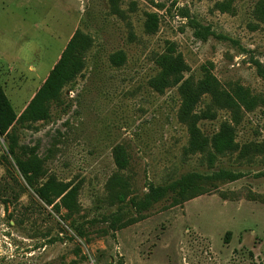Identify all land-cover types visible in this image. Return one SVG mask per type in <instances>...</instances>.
Segmentation results:
<instances>
[{"label": "rangeland", "instance_id": "obj_1", "mask_svg": "<svg viewBox=\"0 0 264 264\" xmlns=\"http://www.w3.org/2000/svg\"><path fill=\"white\" fill-rule=\"evenodd\" d=\"M263 3L0 0V85L17 115L77 30L92 41L50 119L17 127L26 159L41 168L32 189L4 158L0 137V264H264ZM148 16L157 20L154 34L145 31ZM171 46L186 64L183 80L210 75L221 92L241 87L254 98L253 109L237 111L202 96L193 114L203 151H191L179 117L182 82L162 92L154 86ZM228 130L230 149L216 153L212 138ZM221 173L237 179L213 181L215 190L174 207L163 200L136 223L126 205L184 175ZM121 176L132 191L124 205L111 206ZM48 178L78 186L73 221L38 198Z\"/></svg>", "mask_w": 264, "mask_h": 264}, {"label": "trees", "instance_id": "obj_2", "mask_svg": "<svg viewBox=\"0 0 264 264\" xmlns=\"http://www.w3.org/2000/svg\"><path fill=\"white\" fill-rule=\"evenodd\" d=\"M219 7L222 11H228L230 2L223 3ZM258 15L264 17V3ZM144 28L146 33L154 34L157 30L155 17L148 16ZM91 42V39L83 35L81 31L77 30L74 33L40 88L19 115L15 114L0 85V137L5 140L6 146L3 155L7 161L11 157L15 162L18 173L31 189L41 176L39 174L41 168L35 158L26 159L23 148L18 145L17 127L21 128L27 124L50 119L51 105L60 102L62 89L71 84L84 69V57L91 47ZM157 64L161 68V72L154 81L157 91L162 92L165 88L176 87L182 82L178 88L182 101L179 117L189 126L190 142H192L191 151H203V146L198 147L197 142H206L199 139V131L196 128L197 121L193 114L203 95H211L218 108L237 111H240L241 108L247 111L254 108V98L250 97L249 92L241 87H237L232 94H228L218 89L215 78L210 75H206L203 80L197 82L192 77L183 80V74L187 67L181 55L175 52L173 46L167 48L166 52L160 56ZM258 72L264 81V71L258 68ZM231 137V130L215 135L211 140L213 150L216 153L229 150L233 142ZM118 165L122 169L125 162H118ZM236 179L237 176L230 173H221L214 179L203 178L196 174H187L171 184L150 189L147 194L139 199H130L126 205H129V208L134 209L135 213L139 215L135 220L136 223L137 220L143 219L142 214L149 211L151 206L163 200L171 201V206L174 207L192 197L206 194L209 191L207 189L215 190L213 181L233 182ZM131 191L130 179L119 177L112 186L108 200L109 205H124ZM37 196L44 205L52 206L56 214L64 211L63 217L67 221H73L81 211L78 203V186L72 187L70 184H63L53 178H48L43 185L38 187ZM81 227L83 226L76 228L78 236L86 238L87 234L82 231Z\"/></svg>", "mask_w": 264, "mask_h": 264}]
</instances>
